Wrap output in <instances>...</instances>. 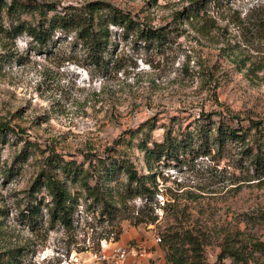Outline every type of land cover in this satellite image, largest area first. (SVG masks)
I'll return each mask as SVG.
<instances>
[{
    "label": "rangeland",
    "instance_id": "374dc122",
    "mask_svg": "<svg viewBox=\"0 0 264 264\" xmlns=\"http://www.w3.org/2000/svg\"><path fill=\"white\" fill-rule=\"evenodd\" d=\"M30 1L47 16L5 6L0 13V122L10 127L0 132L3 257L9 264H173L157 237L191 228L206 242L200 254L183 245L187 263L241 264L217 256L223 233L236 224L264 240V175L251 163L259 147L264 151V128L247 126L264 120V0H207L205 14L193 18L176 14L190 0H104L168 31L164 41L146 43L110 25L100 64L74 30L57 29L44 44L10 31L91 0ZM231 116L247 129L245 141L220 146L213 134ZM199 125L210 134H198ZM167 129L189 136L185 147L146 163L143 140L150 146ZM51 152L81 163L90 183L103 168L98 159L123 157L149 173L156 190L125 197L127 178L117 170L102 183L118 210L102 214L80 179H69L77 199L71 224L52 222L50 195L35 185ZM37 203L40 212L31 215ZM134 243L145 254L120 259L115 248ZM257 256L248 264H264Z\"/></svg>",
    "mask_w": 264,
    "mask_h": 264
},
{
    "label": "trees",
    "instance_id": "16d2710c",
    "mask_svg": "<svg viewBox=\"0 0 264 264\" xmlns=\"http://www.w3.org/2000/svg\"><path fill=\"white\" fill-rule=\"evenodd\" d=\"M206 4L207 0H190V3L182 10L176 11V14L186 18L200 17L206 12ZM3 6L9 12L17 11L18 9L35 8L38 9L42 16H47L44 6L30 0H10L9 3L5 0H0V13ZM48 6V9H53V5ZM110 25L120 27L124 35L133 34L137 39L146 43L158 44L167 38L166 32L168 30H165L164 26L155 27L135 16L129 10H124L104 0H91L77 7L76 10L55 12L50 17L38 20L36 24L19 22L13 24L10 27V31L13 37L25 31L32 40L38 44H44L51 39L57 29H61L64 34L74 30L75 36L86 43L90 49L89 54L93 62L100 64L102 53L106 51L109 43ZM207 117L210 118V115ZM233 117L220 120L216 126L213 140L220 146L226 141H239L242 143L245 141V130L247 129L244 130L243 126L236 127ZM247 126L259 131L264 128V120H251ZM6 128L10 127L0 122V132L3 133ZM197 133L202 136L210 134L209 130L204 129L202 125H199ZM188 138L190 137L183 133H180L178 137V135L172 134L170 129H167L163 139L152 141L150 146L146 145L147 141L144 139L142 144L145 148V162L150 163L152 156L158 159L164 153L175 152L185 147ZM252 155L251 163L254 166V172L259 174V176L264 175V151L259 147ZM109 160L106 163L105 160L98 159V161H102L103 168H101L99 175L96 174L95 183H90L89 171L85 170L83 172L82 164L75 159H63L56 152H51L44 158L45 164H43L38 177L35 179V185L36 188L41 185L45 186L47 193L50 195V203L47 205L50 221H59L64 225L71 224L77 199L68 188L67 181L69 179H80L86 194L101 202L100 212L102 214L118 210L116 197L111 195L112 199H108L109 191L102 183L103 177L109 180L110 176L116 173L117 170H123L127 178V185L123 188V193L121 192L125 197L146 196L145 194L151 196L154 193L156 189L155 187L152 188L149 183L152 180L149 178L151 176L149 173H138L133 163L123 157ZM60 172L61 174L59 175ZM40 208L41 203H37L28 207V211L33 215L40 212ZM155 218L156 215L151 216L150 221H154ZM141 221H144L141 217L136 219V223ZM160 238L166 246V259L173 264H196L193 261L187 263L182 259L185 253L183 245L189 244L188 248L191 251L195 254H200L206 242V235L201 229L194 232L191 228H183L180 231L166 230ZM15 254L10 251V258L15 257ZM257 255L264 258V240L247 231L246 226L241 228L239 224H236L233 230H226L223 233L220 241V251L217 256L219 260L231 257L232 262L248 264L252 259L258 257ZM9 263L10 259H6L0 253V264Z\"/></svg>",
    "mask_w": 264,
    "mask_h": 264
},
{
    "label": "built area",
    "instance_id": "2783aa9c",
    "mask_svg": "<svg viewBox=\"0 0 264 264\" xmlns=\"http://www.w3.org/2000/svg\"><path fill=\"white\" fill-rule=\"evenodd\" d=\"M160 237H157L159 240ZM117 255L120 259H124L127 255L143 256L145 254V247L141 243H134L129 246H117L115 248Z\"/></svg>",
    "mask_w": 264,
    "mask_h": 264
}]
</instances>
